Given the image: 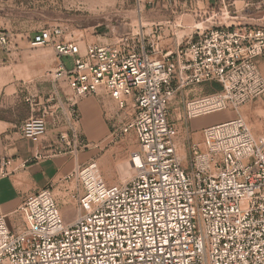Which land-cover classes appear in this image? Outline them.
I'll return each instance as SVG.
<instances>
[{
  "label": "built area",
  "instance_id": "1",
  "mask_svg": "<svg viewBox=\"0 0 264 264\" xmlns=\"http://www.w3.org/2000/svg\"><path fill=\"white\" fill-rule=\"evenodd\" d=\"M206 1L136 3L139 12L169 9L174 21L178 8L203 18ZM195 33L164 51L158 28L83 46L59 24L33 34L32 44L72 57L63 72L72 93L49 96L42 113L21 124V135L39 143L52 114L65 126L52 155H77L90 148L79 101L109 97L110 142L135 138L137 148L126 149L134 173L109 184L95 160L79 166L67 190L71 221L52 185L21 202L14 228L0 214V264H264V133L256 135L240 112L264 95V26L214 23ZM9 43L0 32V47ZM205 83L219 89L203 93ZM223 110L236 117L191 131L193 118ZM13 161L0 154V179Z\"/></svg>",
  "mask_w": 264,
  "mask_h": 264
},
{
  "label": "crops",
  "instance_id": "2",
  "mask_svg": "<svg viewBox=\"0 0 264 264\" xmlns=\"http://www.w3.org/2000/svg\"><path fill=\"white\" fill-rule=\"evenodd\" d=\"M220 2L221 0H207L205 6ZM36 8L38 7L29 8L27 13H34ZM146 10L148 9L138 10L142 23L144 20L155 19V15L164 18L171 16L169 9H160L162 13ZM40 16L35 30L15 34L7 30L10 43L0 47V154L14 159L10 167L11 174L0 179V214L8 215V223L12 228L18 220L16 210L21 202L47 185H52L64 219L71 221L75 205L67 190L77 184V179L70 175L94 156H98L103 167L108 165L111 171L105 174L108 183H120L132 171L129 150L125 149L118 154L121 147L118 143L99 154V145L110 135L106 109L109 105L113 107V101L109 97L90 95L79 101L77 107L81 114V130L84 139L90 143V148L77 155L70 152L52 155V141L65 128L64 123L52 114L48 116V133L39 143L21 135V124L29 117L41 114L49 96L59 94L65 98L72 93L63 74L73 65L72 57L58 55L52 44L35 45L31 42L35 32L46 26L56 25L55 21L42 18L45 17L44 14ZM147 34H151V31ZM75 36L73 32L65 34L68 40H75ZM95 39L109 42L107 37ZM161 50H166V47ZM258 64L264 74V58H260ZM60 73L63 75L58 76ZM202 88L203 86V91ZM241 112L249 120L256 116L262 117L260 123L253 125V131L256 135L264 133V111L260 107L244 105ZM118 157L126 162L124 169H121Z\"/></svg>",
  "mask_w": 264,
  "mask_h": 264
},
{
  "label": "rangeland",
  "instance_id": "3",
  "mask_svg": "<svg viewBox=\"0 0 264 264\" xmlns=\"http://www.w3.org/2000/svg\"><path fill=\"white\" fill-rule=\"evenodd\" d=\"M235 1L221 0L218 4L204 6L206 14L203 18L193 16L189 8H178L177 18L174 21L155 15V19L144 20L140 26L136 0H0V32L8 34L7 30H10L11 33L15 34L35 30L38 17H41L40 14H44L45 17L42 18H46L50 22L55 21L56 24L65 28L67 33L76 34L75 40L80 42L82 46L85 44L83 43L84 40L107 37L109 42H112L123 33L144 31L147 35L152 29L158 28L162 33L158 39L160 47L169 49L174 47L178 41L183 40L185 43L191 36L195 38L196 27L205 29L214 23L264 26V0ZM35 6L38 7L36 8L37 11L28 14V9ZM145 9H148L146 11L154 10L152 11L154 13L160 12V9L156 10L149 6ZM213 13L217 14L215 18H212ZM108 32L110 34L105 35ZM202 89L203 93H211L219 89V86L205 83ZM245 105L260 107L264 111V95ZM173 112L176 116L178 109ZM241 114L252 128L262 119V117L256 116L249 120L243 112ZM235 115L236 113L232 110L202 115L190 121V128L193 132L200 131L206 126L232 119ZM199 135L197 134L198 137ZM110 140L108 137L99 145L98 148L101 150H99V154L115 145ZM118 144L121 145L118 154H121L125 149L134 150L137 148L133 136H129ZM92 159L98 164L105 179V174L111 172L108 165L103 167L98 161V156H94ZM119 164L121 169H124L126 162L119 160ZM132 171L126 179L133 175L134 171Z\"/></svg>",
  "mask_w": 264,
  "mask_h": 264
},
{
  "label": "bare ground",
  "instance_id": "4",
  "mask_svg": "<svg viewBox=\"0 0 264 264\" xmlns=\"http://www.w3.org/2000/svg\"><path fill=\"white\" fill-rule=\"evenodd\" d=\"M139 20V23H140V26L142 25V21L140 20V19H138Z\"/></svg>",
  "mask_w": 264,
  "mask_h": 264
}]
</instances>
